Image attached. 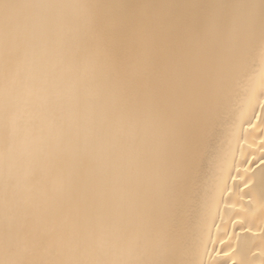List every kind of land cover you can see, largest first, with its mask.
Listing matches in <instances>:
<instances>
[{
    "label": "bare ground",
    "instance_id": "obj_1",
    "mask_svg": "<svg viewBox=\"0 0 264 264\" xmlns=\"http://www.w3.org/2000/svg\"><path fill=\"white\" fill-rule=\"evenodd\" d=\"M0 264H264V0H0Z\"/></svg>",
    "mask_w": 264,
    "mask_h": 264
},
{
    "label": "snow or ice",
    "instance_id": "obj_2",
    "mask_svg": "<svg viewBox=\"0 0 264 264\" xmlns=\"http://www.w3.org/2000/svg\"><path fill=\"white\" fill-rule=\"evenodd\" d=\"M5 7H7V5H5Z\"/></svg>",
    "mask_w": 264,
    "mask_h": 264
}]
</instances>
